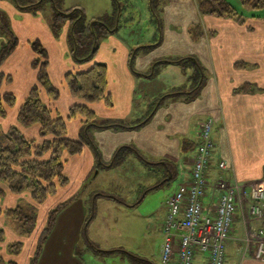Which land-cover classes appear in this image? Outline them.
<instances>
[{
    "label": "crops",
    "instance_id": "crops-1",
    "mask_svg": "<svg viewBox=\"0 0 264 264\" xmlns=\"http://www.w3.org/2000/svg\"><path fill=\"white\" fill-rule=\"evenodd\" d=\"M154 1L151 0V6L160 1L167 3L159 15L152 10L157 22L162 21V25H165V30L161 31L160 40L156 45L137 47L136 50H133V48L124 46L117 37L111 35L103 39L100 44L102 52L98 48L99 52L96 53L98 56L95 55L93 62L84 63L72 60L66 47L67 39L65 37L60 40L55 39L51 31V24L40 13L34 16L32 12L18 10L12 0H0V8L8 14L18 36L17 48L0 68V72L10 78L9 83L2 87L1 92L12 95L16 102L15 108L7 110L5 116L0 118L1 135H4L11 127H15L26 139L33 141L39 139L37 126L23 128L19 126L16 119L17 108L22 105L32 87L37 85V73L32 68L36 56L30 50L29 44L38 41L48 55L49 80L59 91V98L55 102H49L43 91H40V100L43 104L48 105L54 114L57 113L60 117L66 118L71 106L82 104L80 99L70 97L64 85L65 75L87 71L93 63H105L103 65L106 67V93L110 106L98 103L91 105L90 110L98 118L113 121L126 120L133 114V111L132 117L144 118L141 119V123L131 126V128H104L95 131L93 145L97 148L98 158L108 160L109 157L114 156L115 162L116 153L120 149L129 152L136 150L138 154L142 152L150 159L160 158L158 162L164 168L167 165L169 169L173 170L174 175L171 177L173 178L177 174L175 171L179 169L177 166L179 150H182L180 152L192 151L190 159L186 162L180 159L186 174L178 187L179 189L186 185L190 178L193 157L199 144L198 131L200 127L198 129V126H201L206 118H212L214 120L212 140L215 148L210 166L205 173L209 184L221 179L240 184L264 179V20L250 18L243 20L244 23L241 25L234 19H216L199 15L207 23L206 40L212 42L209 45L203 42L199 44L210 76L208 81L203 84L204 74L199 63L194 60L193 62L199 67L201 85L196 87V95L193 98L191 96L195 88L189 92L184 90L183 84L176 89V93L171 95H165L161 91L150 94L147 93L149 91L147 88L154 89L156 86L154 82H151L155 68L162 64H172L169 63L170 61H167L168 63L163 61L162 58L165 59L168 54H175L178 57L190 56L195 47L190 33L185 31L184 34H176L180 31L178 28L181 25L180 15L183 11L192 14V0ZM220 27L228 30L229 33L218 34ZM142 49H147L148 52L152 51L146 57L139 58L138 50ZM104 51L107 52V55H104ZM183 59L187 61L188 58L177 60ZM149 67H153L152 74L150 77H146L144 74ZM193 77L194 74L186 75L185 73L184 85L193 82ZM139 78L141 80L149 78V85L145 84V87L142 88L144 84H140ZM245 85L252 88V93L236 92ZM168 95L173 97L170 101H166ZM153 101L156 102L152 103ZM150 105L153 108L146 109ZM134 108L139 110L136 112ZM198 116L203 119L200 122L197 120L196 128L191 132L190 124ZM82 125L83 120L80 118L68 121L66 137L73 141L79 140V133H83ZM89 128H87V132ZM175 140L177 142H174ZM179 141L183 143L181 144ZM168 148L172 153L165 152ZM169 155L172 156L173 161L165 160ZM96 159L86 145L80 155L69 157L63 172L68 181L67 185L59 188L56 194L47 198L42 205L34 204L28 194L15 196L8 192L6 186H1L3 196L0 197V230L3 232V240L0 242V264H31V259L35 260L39 257L42 245L53 232L56 222L55 217L53 228L42 242L39 253L36 254V246L46 226L49 212L54 209H58L57 213L59 212L61 205L66 201L64 198L80 187L83 178L95 168ZM220 163L225 164L226 170L218 169ZM163 172L165 176L166 172ZM167 182L168 180L162 181L160 186ZM217 198L216 192L211 189L207 190L203 202L205 212L213 214ZM20 200L26 201L27 208L36 209L35 228L28 238L15 235L5 225L4 211L21 208L18 206ZM95 202L96 199L92 202L93 206H95ZM79 203L80 201L76 202L74 206ZM165 215L166 212L161 227ZM248 227L264 229L262 223L249 219L243 212L238 211L234 217L226 246V264H232V261L234 264H264L243 256V241ZM4 234L5 239L3 238ZM71 235L72 242L69 249L65 250L67 264L95 263L100 258L102 263L106 264L105 259L109 253L105 251L106 249L93 242L81 243L77 232ZM17 243L21 245L20 250L16 255H12L10 247ZM81 251L84 253H78ZM231 259L233 260L231 261ZM195 264H206L204 256L197 255Z\"/></svg>",
    "mask_w": 264,
    "mask_h": 264
},
{
    "label": "rangeland",
    "instance_id": "rangeland-1",
    "mask_svg": "<svg viewBox=\"0 0 264 264\" xmlns=\"http://www.w3.org/2000/svg\"><path fill=\"white\" fill-rule=\"evenodd\" d=\"M199 1L192 0V14L183 11L182 15H180L181 25L178 28L180 31L176 33L181 35L187 31V33L192 35V40L195 43L193 52H191L190 56L178 57L175 54H168L165 59L162 58L163 61H170L169 63L172 64H162L155 68L154 76L152 77L154 81L152 80L151 82H154L156 86H154V89L152 87L147 88V91L149 90L147 93L153 94L161 91L165 95H171L176 93V89L182 84L184 90L189 92L193 90L197 82L193 81L184 85V75L185 73L186 75H192L196 72L194 60L199 63L204 74L203 84L208 81L210 76L199 44L203 42L209 45L212 42L206 40L207 37L205 35L208 34L207 23L204 18L199 16L196 9V3ZM225 1L236 9L240 15H243L244 20L250 19L251 15H262L261 12H252L250 6L242 5L239 0ZM38 4L39 6L32 11V14L37 16L40 13L51 25L54 24L52 16L55 17V14L79 8L81 11L77 13V16L82 24H90L92 26L95 22L102 21L109 28L114 27L109 36L117 37L124 46L133 48V50H136L137 47L156 45L160 40L161 31L165 30V25H162V21L157 22L152 10L157 15L161 14L162 8L167 4L166 2L160 1L157 4L153 3L151 6V0H55L54 2L52 0H43L42 3L39 0ZM119 9H121L120 15ZM0 13L3 16V20L0 18L1 47L10 40L9 32L16 38L18 36L5 10L0 8ZM114 18L115 22L113 24ZM67 23L68 21H61L57 25V30H53L54 33H52L57 40L64 37L67 39L68 55L72 60L78 62L74 57V47L69 41L70 31H68ZM115 30L118 32H114ZM219 30L218 34L228 32L222 27ZM216 31L218 32V30ZM25 37L27 38L28 35ZM102 41H99V51H101L100 44ZM138 51V57L143 58L150 54L152 50L149 52L147 49ZM52 55L55 58L53 52ZM104 55H107L106 51H104ZM180 58H188L182 67L180 66L181 64L176 63L177 59ZM152 68H147L144 74L146 77L151 76ZM138 81L140 84H144L142 88L145 87V84L149 85L150 83L149 78L146 80L139 78ZM139 88L142 90L141 87ZM169 95L166 101H170L173 98L169 97ZM155 102L153 101L152 103ZM152 108L153 106L150 105L146 109L151 110ZM134 109L136 112L139 110L138 108ZM133 115L134 111L126 120L115 121L97 117L95 124L89 128L88 132L86 129L83 133H79L83 143L92 151L95 159L97 158L94 165L95 168L83 178L80 187L64 198L66 201L61 205L62 207L56 215L53 232L44 241L39 257L35 260L31 259V264H67L65 250L69 249L72 242L71 234L75 232L78 233L81 243L93 242L109 252L105 259L106 264H161L160 247L163 239L161 223L166 212L165 201L172 193L176 192L186 174L180 159L186 162L190 159L192 151L180 152L181 149L179 150V163L177 165L179 169L175 171L177 174L173 178L170 177L169 179L168 177V182L161 186L160 184L164 177L162 168L164 167L158 162L160 161L158 157L150 159L142 152L138 154L136 150L129 152L128 150L120 149L115 157L118 162H114V156L109 157L108 160L98 158L97 148L93 145V133L106 127H110L109 129L131 128V126L141 123V119H144H139L136 116L134 118L132 117ZM202 119L198 116L191 122L189 128L191 132L196 128L197 120L200 122ZM2 137L3 135L0 133V139ZM186 137L188 138V136ZM174 142L177 141L175 140ZM180 143L182 144L183 142ZM165 152L172 153L169 148ZM167 158L165 160L173 161L172 156L169 155ZM95 199V206H93L92 202ZM78 201L80 203L74 206ZM18 206L25 211L26 215H32L36 218V209L33 207L27 208L25 200H20ZM71 206L73 207L69 209ZM5 225L15 235L26 238L32 234L35 228L28 233V229L23 227L21 223L8 218H6ZM3 238H6L5 234ZM10 253L16 255L11 247ZM88 264L103 263L100 258L95 263ZM232 264H234L233 261Z\"/></svg>",
    "mask_w": 264,
    "mask_h": 264
},
{
    "label": "trees",
    "instance_id": "trees-1",
    "mask_svg": "<svg viewBox=\"0 0 264 264\" xmlns=\"http://www.w3.org/2000/svg\"><path fill=\"white\" fill-rule=\"evenodd\" d=\"M12 1L18 10L25 12H32L39 6V0ZM239 1L242 5L250 6L252 12L262 13L261 16L251 15L249 18L264 20V0ZM197 10L201 16L234 19L241 25L244 23V16L225 0H200L197 3ZM80 11L76 8L55 14V17L52 16L54 24L51 25V29L53 32L57 30V25L61 21H68L69 41L74 47L75 59L78 62L90 63L93 62L98 51L99 41L108 37L114 27L109 28L102 21L95 22L92 26L84 25L77 16ZM0 18L3 20L1 13ZM114 22L115 18L113 24ZM9 35L10 40L0 47V68L18 46L17 38L10 32ZM29 48L36 56L32 68L37 73V85L32 87L22 105L17 108L16 119L20 127L37 126L39 139L38 141L28 140L15 127H11L0 139V197L3 196L1 186H6L10 194L15 196L28 194L34 204L42 205L47 198L55 195L59 188L67 185L68 181L63 173L67 159L80 155L85 147L82 137L75 141L66 137L67 122L77 118L82 119L84 132L95 124L97 118L90 110V106L98 103L110 106V103L106 93V67L100 63H93L87 71L68 73L64 77V85L70 97L80 99L82 104L71 106L66 118L60 117L57 113L54 114L51 108L40 100V91L44 92L49 102H55L59 98V91L52 85L47 73L49 65L47 52L38 41L30 43ZM185 62L186 59H183L176 63L184 66ZM195 66L196 72L192 81L197 84L191 98L196 95V87L201 85L199 67ZM9 81V76L0 72V117H3L7 110L15 108L14 97L1 92L2 87ZM236 92L248 94L252 93V88L245 85ZM121 129L126 128L121 127ZM115 162H118L117 158ZM57 211L58 209H54L48 214L46 226L36 246V254L39 253L42 242L53 228ZM3 215L21 223L28 229V233L36 224V218L26 215L19 207L5 210ZM262 226L264 227V222ZM2 233L0 230V242L3 240ZM20 247L18 243L11 246L15 254L19 252Z\"/></svg>",
    "mask_w": 264,
    "mask_h": 264
},
{
    "label": "built area",
    "instance_id": "built-area-1",
    "mask_svg": "<svg viewBox=\"0 0 264 264\" xmlns=\"http://www.w3.org/2000/svg\"><path fill=\"white\" fill-rule=\"evenodd\" d=\"M213 127L212 118L200 126L190 178L165 202L161 264H195L197 255L204 256L206 264H226V246L236 213L241 211L249 219L264 222V179L243 184L207 181L205 173L215 148ZM218 169L226 170L225 164L220 163ZM208 189L218 194L213 214L204 210ZM243 242V256L264 263V229L248 227Z\"/></svg>",
    "mask_w": 264,
    "mask_h": 264
},
{
    "label": "flooded vegetation",
    "instance_id": "flooded-vegetation-1",
    "mask_svg": "<svg viewBox=\"0 0 264 264\" xmlns=\"http://www.w3.org/2000/svg\"><path fill=\"white\" fill-rule=\"evenodd\" d=\"M163 171L166 172L164 178L162 179L163 182H164V181L168 180V177H169V179H170V177H172V170L169 169L168 166H166V167L163 169Z\"/></svg>",
    "mask_w": 264,
    "mask_h": 264
},
{
    "label": "water",
    "instance_id": "water-1",
    "mask_svg": "<svg viewBox=\"0 0 264 264\" xmlns=\"http://www.w3.org/2000/svg\"><path fill=\"white\" fill-rule=\"evenodd\" d=\"M120 11H119V15H120V13H121V9H119ZM119 17V16H118Z\"/></svg>",
    "mask_w": 264,
    "mask_h": 264
}]
</instances>
